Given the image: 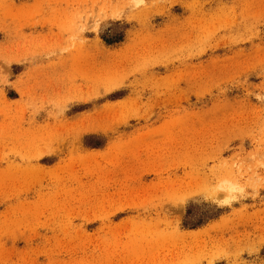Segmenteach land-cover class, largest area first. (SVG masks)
<instances>
[{"label": "rangeland", "instance_id": "obj_1", "mask_svg": "<svg viewBox=\"0 0 264 264\" xmlns=\"http://www.w3.org/2000/svg\"><path fill=\"white\" fill-rule=\"evenodd\" d=\"M0 264H264V0H0Z\"/></svg>", "mask_w": 264, "mask_h": 264}, {"label": "trees", "instance_id": "obj_2", "mask_svg": "<svg viewBox=\"0 0 264 264\" xmlns=\"http://www.w3.org/2000/svg\"><path fill=\"white\" fill-rule=\"evenodd\" d=\"M101 38L106 44L110 45L120 42L123 38V35L116 34L114 32H108L107 34H102Z\"/></svg>", "mask_w": 264, "mask_h": 264}]
</instances>
